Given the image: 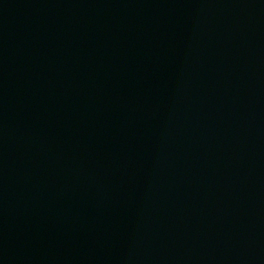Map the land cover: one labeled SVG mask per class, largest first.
I'll use <instances>...</instances> for the list:
<instances>
[{
  "label": "water",
  "instance_id": "95a60500",
  "mask_svg": "<svg viewBox=\"0 0 264 264\" xmlns=\"http://www.w3.org/2000/svg\"><path fill=\"white\" fill-rule=\"evenodd\" d=\"M0 264H264V0H0Z\"/></svg>",
  "mask_w": 264,
  "mask_h": 264
}]
</instances>
